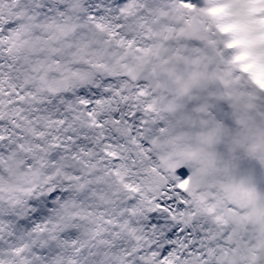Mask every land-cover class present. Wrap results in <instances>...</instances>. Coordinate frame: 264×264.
<instances>
[{"label":"snow or ice","instance_id":"6c2138e0","mask_svg":"<svg viewBox=\"0 0 264 264\" xmlns=\"http://www.w3.org/2000/svg\"><path fill=\"white\" fill-rule=\"evenodd\" d=\"M0 264H264V0H0Z\"/></svg>","mask_w":264,"mask_h":264}]
</instances>
